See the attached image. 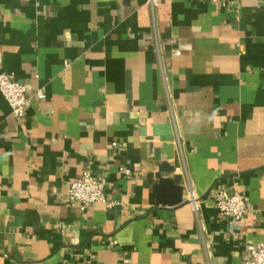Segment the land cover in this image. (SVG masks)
Listing matches in <instances>:
<instances>
[{
	"label": "crops",
	"instance_id": "obj_1",
	"mask_svg": "<svg viewBox=\"0 0 264 264\" xmlns=\"http://www.w3.org/2000/svg\"><path fill=\"white\" fill-rule=\"evenodd\" d=\"M156 2L0 0V72L45 96L17 119L0 92V264H245L264 243V0ZM164 163L180 205L154 192ZM85 171L117 205H68ZM217 191L251 210L231 225Z\"/></svg>",
	"mask_w": 264,
	"mask_h": 264
},
{
	"label": "built area",
	"instance_id": "obj_2",
	"mask_svg": "<svg viewBox=\"0 0 264 264\" xmlns=\"http://www.w3.org/2000/svg\"><path fill=\"white\" fill-rule=\"evenodd\" d=\"M151 4L155 6L156 0H151ZM180 53V50L175 51L176 55H180ZM0 92L17 119H21L26 114L36 99L45 97L41 90L36 94H30L27 86L8 72H0ZM176 141L181 148L178 135ZM120 172L127 177L133 173L130 168H120ZM106 185V177L96 176L91 171H85L80 177L69 182L67 203L69 206H79L82 210L88 209L93 204H103L106 208H112L117 205V202L107 197ZM214 196L220 215L227 217L231 225L242 220L251 210V203L245 193L234 192L229 194L225 191H217ZM190 199L194 211L198 213L200 209L199 198L193 190H190ZM112 244H117V241H112ZM245 264H264V243L248 245V257Z\"/></svg>",
	"mask_w": 264,
	"mask_h": 264
},
{
	"label": "water",
	"instance_id": "obj_3",
	"mask_svg": "<svg viewBox=\"0 0 264 264\" xmlns=\"http://www.w3.org/2000/svg\"><path fill=\"white\" fill-rule=\"evenodd\" d=\"M173 171L174 168L170 167L168 163H164L156 174L158 183L154 185L153 189L159 203L164 206H177L184 203L183 186L177 184L174 178L163 177V173Z\"/></svg>",
	"mask_w": 264,
	"mask_h": 264
}]
</instances>
